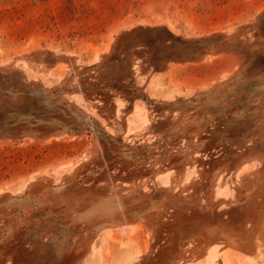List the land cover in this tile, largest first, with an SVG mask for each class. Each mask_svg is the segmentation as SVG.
Returning <instances> with one entry per match:
<instances>
[{
    "label": "rangeland",
    "instance_id": "374dc122",
    "mask_svg": "<svg viewBox=\"0 0 264 264\" xmlns=\"http://www.w3.org/2000/svg\"><path fill=\"white\" fill-rule=\"evenodd\" d=\"M0 264H264V0H0Z\"/></svg>",
    "mask_w": 264,
    "mask_h": 264
}]
</instances>
